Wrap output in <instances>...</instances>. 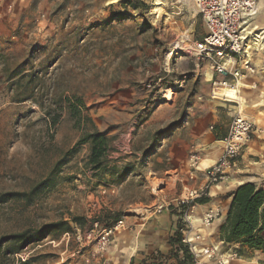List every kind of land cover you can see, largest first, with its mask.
<instances>
[{"label":"rangeland","instance_id":"1","mask_svg":"<svg viewBox=\"0 0 264 264\" xmlns=\"http://www.w3.org/2000/svg\"><path fill=\"white\" fill-rule=\"evenodd\" d=\"M140 3L0 0V198L28 193L51 179L29 203L0 199V239L62 221L71 229L47 234L19 254L0 255V264H140L150 255L140 246L146 221L178 212L179 201L204 188L181 189L177 182L168 187L171 174L162 176L171 166L169 155H180L176 140L189 141L181 129L193 119L194 104L204 102L196 91L206 83L205 71H213L194 55L205 36L203 22L193 0ZM257 28H264V17ZM181 61L205 69L183 78L191 66ZM219 88L214 98L236 101L222 97ZM76 100L93 126L68 114L67 101ZM92 131L109 139L107 166L95 174L86 166L89 145H77ZM190 141L184 152L193 172L203 153ZM195 208L193 203L180 225L187 236L197 228L192 229L197 220L190 216ZM72 217L84 225L78 228ZM115 220L121 225L103 247L99 240ZM211 247L228 264H263L259 254L247 250L236 254Z\"/></svg>","mask_w":264,"mask_h":264},{"label":"crops","instance_id":"2","mask_svg":"<svg viewBox=\"0 0 264 264\" xmlns=\"http://www.w3.org/2000/svg\"><path fill=\"white\" fill-rule=\"evenodd\" d=\"M261 17H264V0H258L257 14L252 17L251 22L247 25V30L252 28L250 33L264 29L257 28V23ZM262 44L260 45L264 47V44ZM244 61L249 62L253 73L243 71L242 73L244 74L240 78L241 80H237H240L241 83L237 89L239 99L236 101L216 99L212 96L213 83L224 80L228 81L231 85L237 83L230 77H224L214 71L206 70L204 73V81L206 83L198 86L196 96L198 98L204 97L205 100L201 104H194L198 109L194 111V116L192 115L193 119L190 122H186V125L181 130H186L184 132L189 141L191 140L190 144H198L200 151L203 153V160L200 162L199 167L193 172L187 167V155L184 149L188 146L189 141L178 138L176 145H178V149L181 151L180 155L175 156L174 154H170L167 160H169L171 166L162 172V176L164 177H167L166 174H171V176L165 179L168 187L177 182V186L181 189L201 188L206 182L205 170L211 167L221 155L223 140L227 135L230 122L238 110L241 113L243 112L244 116L250 118L254 123L256 131L253 134H255V137H252L236 158L235 168L230 173V176L223 182L208 188L203 197L206 201L205 203L194 204L196 208L191 212L190 216L197 220L192 229L197 228L195 229V233L188 234V236L183 232V240L192 247L195 253H200L203 247H211L213 243L221 249L234 250L240 248L239 245H229L220 240V229L224 224L232 193L238 186L246 183H251L256 188L264 190V133L259 134L257 132L259 129L264 132V51L248 50V56L242 57L240 59L241 63L239 62V64L235 65L236 68L239 67L241 69L242 62ZM181 62L184 65L191 66L188 73H182L183 78L186 75L196 76V74L201 73L205 69V66L196 69L197 63L195 61H192L193 65H190L188 61ZM158 180L164 181L163 178H158ZM209 211L217 213L220 211L218 218L206 227L202 226V217ZM169 212L155 215L153 218L150 217L148 222L146 221V232L143 236L144 242L140 243L141 248L144 249L142 251L145 253L151 254L157 251L164 255L168 253L169 246L167 240L176 231L178 223V217ZM194 237L197 244L194 242L191 244L187 241V239L193 241ZM244 250L246 249H243V253H245ZM248 252H252L255 255L258 254V252L254 251ZM219 254V251H217L211 259L201 257L200 259L203 261L200 262L202 264H216ZM242 263L243 261H240V263L234 262V264Z\"/></svg>","mask_w":264,"mask_h":264},{"label":"trees","instance_id":"3","mask_svg":"<svg viewBox=\"0 0 264 264\" xmlns=\"http://www.w3.org/2000/svg\"><path fill=\"white\" fill-rule=\"evenodd\" d=\"M136 6H140V0H132ZM76 104L67 101V111L70 117L76 122H86L93 126L92 120L86 114V108L81 101L76 100ZM85 112V113H84ZM88 144L89 155L86 166L93 174L103 170L107 166L106 154L109 150V139L104 133L92 131L86 133L77 142V145ZM58 162L55 166H58ZM56 168V167H55ZM51 179H47L34 186L28 193H8L2 195V201H8L12 198L25 199L30 202L34 196L40 194L46 184L51 183ZM204 196L194 201V204L205 203ZM180 210L172 211L178 217L176 231L167 240L169 251L167 254L154 252L142 259L140 264H197L189 245L184 242V229L181 227L183 214L186 207L179 205ZM177 212V213H176ZM70 222L81 228L84 225L82 219L72 217ZM95 223H101L99 220ZM117 221H113L105 230L115 226ZM71 231L68 222H56L41 226L35 231H24L12 234L0 239V255H16L28 246L38 245L42 242L47 234L59 233L68 234ZM220 240L229 245H239L240 248L235 249L236 254H240L243 249L247 251L258 252L262 257L264 264V190L256 188L251 183L238 186L232 193L231 200L226 212L224 224L220 229ZM3 252V253H2ZM21 264H27L26 261Z\"/></svg>","mask_w":264,"mask_h":264},{"label":"built area","instance_id":"4","mask_svg":"<svg viewBox=\"0 0 264 264\" xmlns=\"http://www.w3.org/2000/svg\"><path fill=\"white\" fill-rule=\"evenodd\" d=\"M193 1L196 12L205 28L204 38L201 42L196 43L194 47V55L197 60L209 65L217 74L230 77L235 83L243 76V71L253 73V69L247 61L242 62L241 69L239 67L236 68L235 65L239 64L242 57L248 56V50L254 49L256 46V34L250 33L247 30V25L256 12L258 0ZM213 85V90L217 89V86H230L226 80L213 83ZM253 129V124L245 116L237 113L232 118L227 135L223 140L221 155L211 167L205 170L206 182L204 188L190 191L185 199L178 202L179 205L186 207V211L183 214L184 218L196 199L205 196L209 187L219 184L227 178L228 171L235 167V160L239 153L250 141ZM190 158V162L193 163L192 168L195 169V165L198 163L196 153ZM217 217V212L209 211L204 216L203 222L209 225ZM119 225H121V222L111 229L104 230V235L99 240L101 246L104 247L108 243L109 235ZM216 252L215 248L206 247L200 253L193 251V255L197 264H202L199 261L201 257L211 259ZM225 260L229 262L228 259H218L217 264H226L224 263Z\"/></svg>","mask_w":264,"mask_h":264},{"label":"bare ground","instance_id":"5","mask_svg":"<svg viewBox=\"0 0 264 264\" xmlns=\"http://www.w3.org/2000/svg\"><path fill=\"white\" fill-rule=\"evenodd\" d=\"M257 9H258V3H257ZM257 9H256V12L253 16H255L257 14ZM248 24V23H247ZM246 30V29H245ZM262 31H256V32H253L254 34H256V43H255V47L256 49H254V51H257L258 48L261 46L260 44H264V29H261ZM262 44V45H263ZM241 80V79H240ZM237 81L236 85L234 87H231V86H224V87H221L218 89V93L224 97V98H228V99H232V100H237L238 99V95H237V89L241 83V81ZM196 219V218H195ZM194 225V224H193ZM192 225V226H193ZM190 242V240H189ZM197 250V249H196ZM199 251V250H198ZM203 251V249H202ZM226 264H228L229 262L227 260H225Z\"/></svg>","mask_w":264,"mask_h":264}]
</instances>
